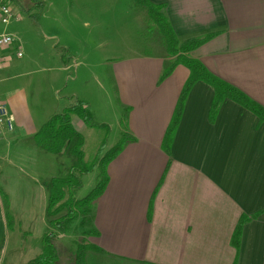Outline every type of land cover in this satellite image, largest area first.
<instances>
[{
	"label": "crops",
	"instance_id": "1",
	"mask_svg": "<svg viewBox=\"0 0 264 264\" xmlns=\"http://www.w3.org/2000/svg\"><path fill=\"white\" fill-rule=\"evenodd\" d=\"M150 1L164 6L180 40L218 32L190 55L264 107V0ZM91 3L65 0L64 8L79 15L81 8L89 12ZM64 34V39L53 38L49 53L46 84L52 104L11 75L14 67L22 65L14 53L22 50L19 39L12 34L17 45L0 49L4 61L0 103L15 116L12 131L0 127V189L7 195L4 203L0 194V264L6 261L16 230L8 225L7 207L16 210L13 206L24 205L29 214L30 206L44 209L40 200L44 193L47 198V192L36 184L34 172L59 173L54 163L63 169L56 158L52 162L43 156L38 164L37 150L31 159L24 142L32 144L39 128L76 96L90 102L97 122H107L113 129L126 108L125 130L133 138L109 164L108 184L94 205V243L102 258L113 264H233L236 249L231 238L240 218L264 209V123L232 100L224 101L216 120L210 122L214 89L198 81L188 95L168 155L162 143L189 69L178 65L162 78L171 60L168 55L112 56L105 73L109 90L102 89L105 97L81 91L64 94L62 86L75 85L79 79L78 69L73 78L70 61L64 66L62 52L56 49L60 44L69 50L70 42L79 40L75 26L65 27ZM90 70L85 68V73ZM27 176L35 188L29 189ZM20 186L23 193L16 190ZM43 209L44 215L46 206ZM237 264H264V211L243 224Z\"/></svg>",
	"mask_w": 264,
	"mask_h": 264
},
{
	"label": "rangeland",
	"instance_id": "2",
	"mask_svg": "<svg viewBox=\"0 0 264 264\" xmlns=\"http://www.w3.org/2000/svg\"><path fill=\"white\" fill-rule=\"evenodd\" d=\"M9 1L14 12V19L7 25H1L0 31L14 34L21 42L20 46L23 52V57L20 58L22 65L14 67L11 70V75H14L15 80L21 82L29 90L42 93L46 97L47 103L52 104L54 102L50 88L46 84L49 76L47 67L49 62H52L49 53H51L54 43L53 38L62 36L64 39L66 37L64 30L67 26H75L79 40H72L69 44V50L66 47L67 50L64 48L65 51H62V53L65 59L68 58V64L70 61L69 66L72 65L70 71L73 78L76 76L78 69L79 79L75 85L69 83L67 88L63 85L66 79L63 83L61 81L63 85L62 93L64 94L69 95L72 91H78L85 95H92L95 98L103 97L102 89L105 90L106 87L109 90L105 82V73L109 68L108 61L112 60V56H134L133 53L152 56L168 55L159 27L149 18L144 7L135 0H90L92 3L89 6V12L81 8L79 15L66 11L64 8L65 0H38L42 2L39 6L31 0ZM15 4L18 8L15 7ZM39 7L41 8L39 9ZM38 10L41 11L38 20H33L28 16L29 14L38 13ZM84 22L85 24H83ZM78 23L80 24L78 25ZM58 47L63 48L64 46L59 44ZM77 62L78 65H75ZM85 68L91 70L85 73ZM73 78L69 80L68 77L67 80L72 81ZM58 81L59 79L56 78L55 82ZM61 103L66 105V101ZM125 113V108L121 109V118ZM104 118L111 119L107 115ZM73 122L85 137L84 151L86 159L88 161L95 159L98 152L103 148L105 131L86 128L75 117ZM110 128L112 129L102 154H105L111 148L120 138L121 131L126 129L122 124L114 127V129L112 126ZM24 144L29 149L31 159L34 156L36 157L34 151L37 150L35 161L38 164L42 161L43 156L49 158L52 162H54V158L58 159L56 156L39 149L33 140L32 144L29 141H25ZM33 160L32 164H34ZM53 168L60 171V165L56 166V163H54ZM97 173L98 171H95L84 177V187L79 193V198L87 195L92 190ZM34 175L38 178V183L36 181L38 185H43V180L49 176L37 173V171L34 172ZM25 182L29 183V189L36 185L33 179L28 176ZM16 190L23 193L25 189L20 186ZM43 196L40 202L45 203V209L47 198L45 193ZM30 207L33 211L30 214L26 212L27 209L24 205L13 206L16 210H10V206L7 207L8 221L16 230H13L11 235L10 249L4 264H25L29 258L41 250L42 237L51 230L47 224L45 214L42 213L43 206ZM263 211L264 209L257 213ZM86 218L79 216L73 221L66 233L58 232V237H55L54 244L59 253L60 263L75 264L77 244L86 243L88 247L86 249L85 264H113L110 262L111 260L102 258L101 251L92 247L91 244H95L96 235L89 233L92 223L90 224Z\"/></svg>",
	"mask_w": 264,
	"mask_h": 264
},
{
	"label": "trees",
	"instance_id": "3",
	"mask_svg": "<svg viewBox=\"0 0 264 264\" xmlns=\"http://www.w3.org/2000/svg\"><path fill=\"white\" fill-rule=\"evenodd\" d=\"M12 1L17 2V0ZM31 1H34L38 6L42 4L38 0ZM135 1L144 7L149 18L159 27L166 44L167 54L171 58L170 63L163 69L162 78L167 77L178 65H183L190 71L162 143V148L168 155L171 154L176 131L180 124L188 95L198 81H203L214 89V98L209 112L210 122L213 123L216 120L224 101L232 100L256 114L260 119V123H264V107L262 105L249 98L240 89L215 76L200 60L190 55V52L215 37L218 32L180 40L167 18L163 5L154 4L150 0ZM40 14L41 11L38 10V13L29 14L28 16L33 20H38ZM64 48L56 46V49L61 52L65 51V49L67 50V48ZM61 60L62 64L66 66L68 58L65 59L63 53ZM125 111H127L126 108ZM74 117L79 119L86 128H96L105 131L103 148L98 152L96 158L91 161L86 159L84 151L85 137L76 128L73 122ZM125 120L126 113L120 123L124 128H126ZM110 130L111 128L108 124L97 122L91 110L90 102L76 96L71 105L63 109L62 112L54 114L33 135L32 140L35 145L45 153L56 156L58 160L60 159L63 169L59 173L49 175L42 182L47 192L45 218L51 230L43 235L41 250L29 258L25 264H61L59 253L54 244L55 237L59 235L58 232L66 233L73 221L79 216L87 217L86 220L91 224L95 202L103 194L109 181L108 166L120 154L125 145L133 139L127 130L124 129L121 131L120 138L105 154H102ZM95 171H98V173L92 190L87 195L79 198V193L84 187V177ZM0 194L5 203L7 199L6 193L0 189ZM258 215L259 213L252 216L243 215L235 227L231 238V243L236 249V258L233 264H237L238 261L243 224ZM150 216L151 209L149 211ZM6 217L8 221V214H6ZM8 225L11 229L14 228L10 222H8ZM89 233L94 236L97 235L94 228H91ZM91 245L101 251L95 244ZM87 247L86 243L77 244L75 264H85Z\"/></svg>",
	"mask_w": 264,
	"mask_h": 264
},
{
	"label": "built area",
	"instance_id": "4",
	"mask_svg": "<svg viewBox=\"0 0 264 264\" xmlns=\"http://www.w3.org/2000/svg\"><path fill=\"white\" fill-rule=\"evenodd\" d=\"M14 19V12L12 11V5L9 0H0V26L7 25ZM18 39L7 33H0V49L13 48L17 45ZM17 58L23 57V52L20 49L14 50ZM4 64L3 58L0 57V69ZM15 126V116L10 109L3 103H0V127L5 128L8 131H12Z\"/></svg>",
	"mask_w": 264,
	"mask_h": 264
}]
</instances>
